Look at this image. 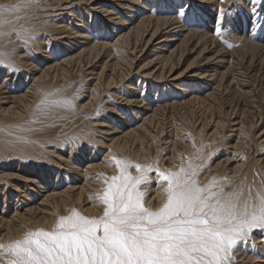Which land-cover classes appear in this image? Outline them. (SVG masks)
Segmentation results:
<instances>
[{"label":"bare ground","instance_id":"6f19581e","mask_svg":"<svg viewBox=\"0 0 264 264\" xmlns=\"http://www.w3.org/2000/svg\"><path fill=\"white\" fill-rule=\"evenodd\" d=\"M55 1L60 6L62 3L67 4L68 1L70 3L72 1L73 2L75 1L78 4L89 3V1H92L95 4L96 8H91V10L93 9L98 11V13L105 18L104 20L105 26L102 27L100 26L101 30L98 33L97 32H95L94 34L92 33L91 37H89V34L88 36H86L87 33H85L83 28H79L80 29L79 32L81 33L80 35H76L78 31L75 30H74L75 32L72 33V29H74L72 28L71 30H69L67 35H69L68 37H70L71 36L70 34H74L75 38L73 37L74 38L73 41L68 44V48H70L69 45L73 46L74 44H76L75 42H77L76 41L77 39L78 40L83 39L85 43L84 42H83L84 44L82 43L83 47H81V50H78L79 52L76 51L77 53H73V54L71 53L70 55L67 54L68 56H66L65 58L61 59L58 62L56 61L55 63L47 65L44 68H39L37 64H31L32 62H30L27 59L28 56L27 54L31 52L33 49L29 50L30 49L29 47H31L29 46L30 41L29 42L27 41L24 32L19 28L18 26V24L20 23L19 19L13 14L15 11L0 14V20L8 21V23L0 25V33L13 34V38L16 40V45H18L17 43L21 44L19 45L20 52L18 53V55L20 54L23 56L20 59L24 63H28L29 61V64L27 65L31 66L30 70L36 71L33 73L32 71H27L26 68V72L25 73L23 72L24 74H22L19 71V69L17 70L14 66L15 64L13 65L11 62L12 61L11 56L6 51V42L9 41L7 38L8 35L0 36V53L3 54L2 56H0V59H3L5 61V64H11L12 67L16 69L15 71L13 70L11 71L6 66H0V183L2 182L1 184L3 185L2 187L0 186V244L7 245L16 240H22L23 239L21 237L22 231L25 230L22 229V226L24 227V225L25 226L31 225V227L29 228H33L34 226L36 225L38 226L39 224H41L42 225L41 227L45 226L46 228L49 229V231H52L55 228L56 224L58 223L60 217L69 216L71 214V210H70L69 215H61L59 213L60 211L58 210V208H62L61 206L65 208V209L63 208L64 210H69L67 209L69 207L67 205L71 204L72 207V204L76 203L80 207V208L78 207L80 209V210L78 209V212L80 214L87 216L89 218H96V219L102 217L106 206L104 207L102 202H96L95 200L97 199L96 197H98L97 193L99 192L98 189L101 187L100 183L102 181L95 179V177H93V174L98 169H105L106 161L110 157L113 158L115 163L117 160H120L127 162L129 165L128 168L126 169V172L122 173L119 168L120 174H118L119 170H116L118 171L116 173L117 175L116 177L119 178L113 183L114 187H116L121 183L125 175H129L131 177H138L143 175L145 180V177L149 175L148 172L150 167L152 166L151 161L148 160L150 157H152L151 154L154 153L153 155H156L157 153H159L158 151H160V149H164L168 151L170 165L172 162V166L170 168H164V169L163 168L161 169L159 167L160 168V169L158 168L159 172L157 171L156 175L152 176L154 181L155 180L157 181L158 179V183H155L157 187H154L152 193L149 192L150 190L148 191L149 194L151 193L150 196L149 194L148 196L146 195V197H144L145 194H143L142 196V203L144 204V206L154 211L158 210L165 203L167 199L166 193L164 191V189L168 186L167 181L163 180L158 174L161 172L165 174L175 173L178 172L181 168L185 169V171L189 174L195 171L197 175L193 177V179H195L198 182V186L200 187L209 185V183L213 181V179H215L217 183L213 187L212 189L213 191L219 189L220 187H223L225 193L228 192L240 193L241 203L248 200L250 191L253 198L256 197L257 192H261L262 194H264V152L261 151L259 152L261 148L262 149L264 148L262 147L264 146V127L262 128L260 127V130L257 131L258 132L257 134L256 132L254 133L256 134L254 135L256 136V138L255 139L253 138L254 139L253 140L254 150H252L253 159L251 160V165L249 166V168L247 167V164L249 163L245 164L244 162H240V163L238 161L236 162L233 156L228 158L225 157L223 159H219L218 161L212 163V161L211 162L208 161L206 157L204 158L203 154H200L201 152L197 156V159L194 158L196 160L192 159L191 162H182V161L177 162V156L179 157V155L175 154L174 149L176 148V146H178L177 145L178 141L177 140H173L171 142L166 141L167 138H165L166 140L164 139L162 140L163 136L167 135L165 134L166 132L164 130V127H160L159 123L154 127L153 125H151L153 119H155L156 116L158 115L157 113L160 105L152 104L154 102L153 100L145 101L146 100V97H144L145 89L141 90L139 88V84H138V82L140 81L139 78L131 77V75H135V74L139 75L138 71H140L142 68L146 67L151 63H155V66L153 65L154 68L151 72L146 73L147 72L146 71L144 73L143 71V74H140V77L148 78L150 80L149 83H151V80L153 82L156 81L154 83L157 84L161 83V81H165V83H163V86L165 87L164 89L170 87V89H174V92L178 93L181 92L180 90L184 91L183 89L184 86L182 87V85H184L185 82L188 83V85H191V83L193 85L196 83L202 85V83H204L205 81L206 82L209 81L210 83L207 85L208 86L214 85V89H215L214 94L220 97L219 94L221 95L222 93L223 94L222 96H224V94L230 90L232 85L235 84L237 80L233 75L228 76V66H230L231 64V63L229 64L228 53L222 50V48H219L217 44L218 41H215L216 40L214 39L215 37L212 34H210V30H211L210 27L208 30L203 29L202 27V30L194 29L192 31H187L188 28L186 27V25L188 24L183 23L182 20H180L179 15H173V12H175L176 10H173V8L171 7L174 6L173 4L176 0H171L172 2L171 1L169 2L167 0L168 3L161 0V3H159L160 7L167 5V7L169 8H165V7L155 8L156 7L155 3L152 6L150 5L151 7H147L143 2L141 3L140 0H55ZM189 1L190 0H188V3ZM191 1L197 4L196 8L198 9V11L196 12V14L194 13L195 15L193 14L190 15L192 11H188L185 13L181 12L182 13L181 16L190 15L192 18L197 19L200 16L202 17V15L205 14V11L206 12L209 11L208 17L204 18L202 22H204L205 26L211 24V22H209V19L211 17L209 16V14H214L213 13L215 12L214 6L217 4L218 0H191ZM2 3H0V7L14 5L13 3L15 2H11V0H7V4H2ZM90 4L93 6L91 2ZM187 7L188 5L186 6V8ZM71 10L73 11V9ZM84 10L85 9L82 8L81 11L84 12ZM123 13L125 17H127L126 20H124L121 16H117V14H123ZM71 14H73L75 18L76 17L79 18L78 20L79 22H83V20H85L84 15L81 14L76 15L74 13ZM87 16L91 18L92 15H87ZM47 21L48 19L46 20V18H43L42 22L36 25H39L40 27L42 26L40 29L44 30V27L49 26L48 25L49 23ZM193 22L194 20L191 22V24H193ZM108 23H112L114 27L111 28L114 30L109 31L108 34H104L103 31L108 26ZM195 26L196 25H193V27ZM65 31L67 32V28ZM17 32H19V35L16 34ZM184 32L186 33L184 34ZM45 33L47 32L45 31ZM84 33L86 35H84ZM42 34L44 35V33ZM181 36H183V41H185L184 42L185 44L183 46L181 44L175 45L172 48H170L169 47L170 44H172L174 41H177L179 38H181ZM62 37L64 38L66 36L62 35ZM47 39H45V41ZM55 39L56 38H54V40ZM41 40H43V38H41ZM191 40H194L193 41L194 43L190 44L191 46L188 47L187 45L190 43ZM141 41L142 43H144L143 50L147 46H150L152 48L151 50H149V56L152 58L145 66H142V68H138L135 71L134 68L132 67L134 57H129L128 54L130 53L129 51L131 49H132L131 51H134L138 47L139 42ZM153 41L155 42L153 43ZM44 43L45 42L41 43L40 41V43H37V45L35 46L37 50L34 49L36 50L35 53L38 52L40 56H42L40 52H44L42 51L43 50L42 48H45ZM50 44L48 45V47L53 45ZM252 45L256 47H260V45H258L257 43L256 44L252 43ZM193 51L197 53V57L194 58L191 62H189L183 68V70L176 73L177 69H179L180 67L179 65L182 64L183 61H186V59H188V57H185L186 59L184 58L185 54L186 53L191 54ZM14 54H17V52ZM43 57H45L46 60L49 59L48 54L43 55ZM252 63H254L253 60H250L249 65L252 66L251 65ZM258 63L260 62L258 61ZM75 65L80 67V69L84 68L85 66L90 67L89 68L90 71L88 72L90 74L89 76H91L92 78L91 82L95 80L94 81L95 83L93 85L95 86L98 85L99 92H101V87L102 88L109 87V89H114V91H110V92L111 95L114 96L113 98L118 100L117 102L118 106L115 105L116 100L115 103L113 101L110 102L109 100H106L108 101L109 104L108 106L105 107V109L106 111H109L110 114L106 115L107 117L106 119H104L107 120L106 122L103 121L98 124L100 126L98 131L102 134V136L100 138L91 136L90 139L87 138V140L89 139L88 141L86 140L87 143H85V141L83 140L85 145L76 143V145L74 146L73 142L66 140V138H64L65 139L64 140L61 137L64 141L62 139H59L60 136L56 139L52 138V135L50 136L47 132L48 127H45L46 125L45 126L41 125L43 126L42 127L43 130H41V132L34 131L37 128L39 129L38 126L37 128H34L32 130L28 126L27 120H29V118L27 116V113L29 110H34L35 108H37L38 110L54 108V107L56 108V106H60V105L65 106L67 109L71 110L72 113L76 112L78 109L85 111V109L91 108V106L94 105V102L92 103L90 101H87L84 103L76 104L75 102L71 101L72 99L71 97H70L71 99L69 98V94H68L69 89H68V84L65 81L66 80L65 76L68 77L69 74L68 67L71 66L74 67ZM221 68L223 70H221ZM57 77L59 78V80H57L59 81V83L53 82L52 84L51 79L56 80L58 79ZM189 78H193L194 80H190ZM91 82L90 84L92 86ZM143 83L144 85H146L147 81L144 80ZM149 83L147 85L151 86V84ZM95 86H94V90H95ZM115 88L116 89L118 88L119 94L115 91ZM90 89L92 90V92H94L92 88ZM235 90L238 89H236L235 87ZM185 91H189V89ZM186 93H184V95ZM210 93L207 94L210 96ZM89 94L91 95V93ZM214 94H212L211 97L215 98ZM197 96L198 95H192V96L190 95L189 99L190 100L198 99ZM89 99L91 100L92 98L90 97ZM206 99L208 100L207 97ZM42 100H45L46 103L41 104ZM181 104L182 103L180 102L179 105L181 106ZM163 107L164 106H161V110L163 109ZM236 110L233 111V113H231L233 119H231L230 122L233 123L232 127L237 125L241 127L243 122L240 119H238L239 117L237 118V116H239L238 114H240V110L239 109L237 111ZM81 112L82 111H80L79 113ZM41 113H43V111H41ZM243 113L242 115H244ZM234 115H236V117ZM111 116H114V118H116L118 121L114 122L116 119L112 121V118H110ZM130 120L135 121L134 123L135 125L133 124L134 126H131V124L129 126V123L131 122ZM213 124L214 126H216L217 122ZM249 129L253 130L251 123ZM239 132L242 131L240 130ZM250 134H252V132ZM239 135L242 136L243 134L239 133L238 136ZM242 137L245 138L247 136L245 137L242 136ZM154 138H158V141H161V145H163V147H160L157 144H155L153 142ZM60 140H62L61 142H63L64 148L68 150V154L65 156L62 155L61 152L60 154L57 153L56 156L54 157H58V160L57 159L52 160L53 159L52 153H54V151L53 149L48 150V145H57V142ZM249 140L251 142L252 139ZM235 142L236 143L234 144L233 148L239 149L240 151H242L241 153L243 154H244V150L247 149L246 147L249 146L248 148H250L252 146V144H250L249 141L242 142L238 140ZM45 143L47 146L42 147L43 145H45ZM246 151L249 152V149H247ZM42 152H43V156L42 154H40ZM4 153H6V155ZM185 153L187 152L185 151ZM234 153L235 152H233V154ZM39 154L42 157H40ZM185 156L187 158V155ZM254 157L256 158L254 159ZM188 158H190V155H188ZM9 159H11L10 162ZM97 159H100L99 163H97L98 162ZM2 162H6V164ZM7 162H9V165L7 164ZM53 163H55L54 168L57 167L58 170L55 171L53 169ZM148 163H150L151 166H148ZM135 165L142 166V171L138 172L135 168ZM131 167H134V169H132ZM3 168H8V169L12 168L16 172H21L22 175H20L19 173H10V174H8L7 172L4 173L2 171ZM59 168H62L64 170H60ZM106 169H109V171L111 170L110 172H113L111 168H106ZM133 170L134 171L136 170L137 174H134L135 172H133ZM153 172L154 171L152 172L150 171V174L151 173L153 174ZM10 178L12 179L18 178L17 183L15 184L9 183V181H7L6 179H10ZM153 180H152V184H153ZM152 184L151 186H153ZM144 185H146V183ZM140 189L142 190V188ZM99 201L101 200L99 199ZM66 214L68 213L66 212ZM259 231L261 233V231L264 230L259 228H255L252 230L250 234V237H252L250 240L252 242L249 245L248 249L250 248V246L251 248L253 246V249L255 248L257 253L255 252V250H252V252L254 251V253H256L255 256L258 255L256 258V260L258 259L257 264H264V239H259V237H261ZM27 232H29V230ZM238 244L240 245L238 247H235V249L232 251V253L234 251L236 253L237 250L241 251L240 252L241 254L239 255L235 254L236 256L233 255L235 256L236 260L237 258H241V256H244L245 252H247L241 245V242H239ZM243 258L245 257H242V259ZM4 259H8V257L5 256ZM0 264H2V262H0Z\"/></svg>","mask_w":264,"mask_h":264},{"label":"rangeland","instance_id":"374dc122","mask_svg":"<svg viewBox=\"0 0 264 264\" xmlns=\"http://www.w3.org/2000/svg\"><path fill=\"white\" fill-rule=\"evenodd\" d=\"M140 1H141V3L143 2L147 7H151L155 3V6H156L155 8L160 7L159 3H161V0H140ZM163 1L167 2V0H163ZM168 1L170 2L171 0H168ZM2 2H4V3H2ZM11 2H15L13 4L19 6L18 10H15V12L13 14L19 19L20 23L18 24V26L24 32V35H25L27 41L28 42L30 41L29 42L30 45H29V43H28V45L31 47L33 46L32 48L29 47L30 48L29 50H32V49L33 50L31 52H29L28 54L26 53L28 55L27 59L30 62H32L31 64H37L39 68H44L47 65L55 63L56 61L57 62L60 61L61 59L65 58L66 56L70 55L71 53L72 54L77 53V52H79L78 50H81V47H83V44L85 43V41L83 39H79V40L77 39L76 41L78 43L75 42L76 44H74L73 46L69 45V47L72 49L68 48V44L70 42H72L73 39L75 38L74 34H70L71 35L70 37H68L69 35H67L69 30H71L72 28H74V29H72V33H74L75 31H78L76 35H80L81 33L79 32L80 31L79 28H83L85 33H87V35L85 33H84V35L88 36V34H89V37H91L92 33L93 34L95 32L98 33L101 30V27L105 26V23H104L105 18L102 15H100L98 13V11L93 10V9L91 10V8H96L95 4L92 1H89V3H79V4L76 3L75 1L74 2L72 1L71 3L68 1L67 4L62 3L61 6L58 5V3L55 0H35V2H31V0H11ZM90 2L93 4V6L90 4ZM0 3L7 4V0H0ZM170 4H172V3H170ZM173 5L174 6L171 8H173V10H176V11L175 12L171 11V12H173V15H179L180 20H182L183 23L188 24V25H186V27L188 28L187 31H192L194 29L202 30V27H203V29H207V30L209 29V27L211 28L210 34H212L215 37L214 38V39H216L215 41L219 42V43L217 42L219 48H222V50H224L226 53H228L229 64L231 63L230 66H228V76L233 75L237 81L235 84L232 85L230 90L224 94V96H222L223 95L222 93H221V95L219 94L220 97H218L217 95L214 94V92H215L214 85H212V86L207 85L210 83L209 81H207V82L205 81L204 83H202V85L199 83H196L194 85L191 83V85H188V83L185 82L186 86L184 83H183L184 85H182V87L184 86L186 88L185 89L183 87L184 91L189 89V91H185V92L183 90H180L181 92L176 93V92H174V89H170V87H168L169 89L168 88L164 89L165 87L163 86V83H165V81H161V83L157 84V83H154L156 81L153 82L151 80V83H149L150 80L148 78L140 77V74H143V71H144V73L146 71H147L146 73L151 72L155 66V63H151V64L147 65L146 67L142 68V66H145L150 61V59L152 58L149 56V50H151L152 48L150 46H147L143 50L144 43H142V41L139 42L140 46L137 44L138 45V47L136 48L137 50L135 49L134 51H131L132 50L131 49L129 51L130 53L128 54V56L134 57L132 67L134 68L135 71L138 68H142V69L140 71H138L139 75L135 74V75H131V77L139 78V80H140L138 82L139 88L141 90L145 89V92H144V94H145L144 97H146L145 101H149V100L152 101L153 100L154 102L152 104L160 105V107L158 108V113H157L158 115L156 116L155 119H153L154 122L152 121L151 125H153V127H154L155 125H158V123H159L160 127H164V130L166 132L165 134H167V135H164L162 140L163 139L166 140L165 138H167L166 141H170V142L173 140L178 141V143H177L178 146H176V148L174 149L175 154L179 155V157L177 156V162H181V161L182 162H191L192 159L196 160L197 156L201 152L200 154H203L204 158L206 157V159H208V161H210V162L212 161V163L215 161H218L219 159H223L225 157L228 158V157L233 156V158L236 162L237 161L239 163L244 162L245 164L249 163V164H247V167L249 168V166L251 165V160L253 159L252 158V154H253L252 150H254V148H253V142L254 141L253 140L256 138V136H254V135H256L258 133L257 131L260 130V127L261 128L264 127V80H263L264 78H261V77H264V63H263L264 62V25H261L259 27L253 26L254 25L253 8H255L256 12H257V17L255 19L264 18V2L256 4L253 2V0H218L217 4L214 6L215 7V9H214L215 12H213L214 14H209V16H211L209 19V22H211V24H209L207 26H205L204 22H202V21L204 18L208 17L209 11H207V12L205 11V14H203L202 17L201 16L198 17L199 19L198 18L197 19L192 18L190 16L191 14L195 15L196 12L198 11V9L196 8L197 4L194 3L193 1L190 0L188 3V0H176ZM187 5H188V7L186 8ZM71 6H73V7H71ZM161 7L169 8V7H167V5H164ZM82 8L85 9L84 10L85 13L81 11ZM69 9L70 10L73 9V11L72 10L70 11ZM188 11H192L193 13L191 12L190 15L181 16L182 15L181 12L185 13ZM71 13H74L76 15H78V14L84 15L85 20H83V22H79L78 21L79 18H77V17L75 18V16ZM87 15H92L94 18L92 16H91V18H89ZM163 15H166V14H163ZM117 16H121L124 20L127 19V17H125L124 13L123 14H117ZM26 17H27V19H26ZM43 18H46V20L48 19L47 22L49 23L48 27H44V30L40 29L42 26L40 27L39 25H36V24H39L40 22H42ZM193 20H194V22H193V24H191V22ZM29 22H30V24H29ZM50 22H51V24H50ZM94 23H95V25H94ZM79 24H82V25H79ZM193 25H196V26L193 27ZM243 25H244V27H243ZM23 26H25V27H23ZM27 27H29V28H27ZM63 27H65V28H63ZM111 27H114L112 25V23H108V26L103 31L104 34H108L109 31H113L114 29H112ZM66 28H67V32L65 31ZM45 31L47 33H45ZM61 32H62V34H61ZM42 33H44L45 36ZM56 33L57 34L59 33L60 35L59 34L57 35ZM185 33L186 32H184V34ZM62 35L66 36V37H64L65 39L62 37ZM72 35H74V36H72ZM7 38L9 41L6 42V51L11 56V60H12L11 62L13 65L15 64L14 65L15 68L17 70L19 69V71L22 74H24L26 72V68H27V71H32L33 73L36 72V71L30 70L31 66L27 65V64H29V61H28V63H24L20 59L23 56L20 54L18 55V53L20 52V48H19L20 46L19 45H21V44L17 43L18 45H16V40L13 38V34L11 33L10 35L7 36ZM41 38H43V40H41ZM54 38H56V39L54 40ZM240 38H242V39H240ZM45 39H47L46 40L47 42L45 41ZM49 40H51V41H49ZM53 40H54V42H53ZM40 41H41V43L45 42L44 43L45 48L48 49V50H46L45 48H42L43 49L42 51H44V52H40L42 54V56H40V54L38 52L35 53L37 50V48H35V46L37 45V43H40ZM182 41H183V36H181V38H179L177 41H174L172 44H170L169 47L172 48L173 46L180 45V44L183 46L185 44L184 43L185 41H183V42ZM193 41L194 40H191L187 46L190 47L191 46L190 44L194 43ZM33 42H35V43H33ZM79 42H80V44H79ZM154 42L155 41H153V43ZM50 43L53 45H51ZM54 43H56V44H54ZM252 43L253 44L257 43L258 45H260V47L253 46ZM49 44L51 46L48 47ZM17 46H18V48H17ZM34 49H36V50H34ZM67 50H68V52H67ZM197 50H198V48H197ZM239 50H240V52H239ZM16 52H17V54H14ZM254 53L256 56L254 55ZM45 54H48L49 59L46 60V58L43 57V55H45ZM204 54H207V53H204ZM185 57H188V59H186ZM196 57H197V53L195 51H193L191 54L186 53L184 58L186 59L187 62L183 61L185 65L182 62V64L179 65L181 68L179 67V69H177L176 73L183 70V68ZM250 60H253V62H254L251 64L253 67L249 65ZM258 61L260 63H258ZM238 62H239V64H238ZM235 66H236V68H235ZM86 67L87 66L82 68L83 70L80 69V67H78L77 65H75L74 67H72V66L68 67L69 68V71H68L69 74H68V77L65 76L66 77L65 81L68 84V89H69L68 94H69V98L70 97L72 98V99L70 98L72 102L79 104V103H84V102L90 101L92 103L94 102V105L91 106V108H89V109L88 108L85 109V111L78 109L76 112H73V113L71 110L67 109L63 105L56 106V108L54 107V108L39 109V110L37 108H35L34 110H29V111L27 110L28 111L27 116L29 118V120H27V122H28V126L32 130L34 128H37V126H38L39 129L37 128L34 131L41 132V130H43L42 127L46 125L45 127H48L47 132L50 136L52 135V138L56 139L59 136H60L59 139L66 138V140L73 142L74 146L76 145V143L77 144L80 143L82 145H85V143H87V141L91 138V136L92 137L95 136L96 138H100L102 136V134L98 131V129L100 128V126L98 124L103 122V121L106 122L107 120H104V119H106V117H107L106 115L110 114L109 111H106V109H105V107L108 106V104H109L108 101H106V100H109L110 102L113 101L114 103L116 100V103H115L116 106H118V104H117L118 100L113 98L114 96L111 95L110 91H114V89H109V87H103V88L101 87V92L98 91L99 90L98 85H96V86L93 85L95 83L94 82L95 80L93 82H91L92 78H91V76H89L90 74L88 72V71H90L89 70L90 67H87V68ZM150 68H152V69H150ZM238 69H240V70H238ZM221 70H223V69L221 68ZM246 70L247 71L249 70V71L247 72ZM232 72H234V73H232ZM176 73H174V74H176ZM237 76H239V77L241 76V77L239 78ZM189 79L194 80L193 78H189ZM57 80H59V78L56 80L51 79V83L52 84H53V82L59 83V81H57ZM144 80L147 81L146 85H144V83H143ZM168 80H170V79H168ZM243 81H244V83H243ZM249 81H251V82H249ZM90 82L92 83V86H91ZM148 83L151 84V86L150 85L148 86L147 85ZM174 83H177V82H174ZM246 83H248V84H246ZM248 85H250L251 87ZM94 86H95V90H94ZM235 87L238 90H235ZM90 88H92L94 92H92V90ZM115 91L119 94L118 88L117 89L115 88ZM231 91H233V92H231ZM237 91H239V92H237ZM210 92H212V93H210ZM89 93H91V95ZM184 93H186V94L184 95ZM207 93H210V96ZM212 94H214L215 98L211 97ZM172 95H174V96H172ZM190 95L191 96L192 95H198L197 96L198 99L190 100L189 99ZM202 96H203V98H202ZM90 97L93 100L92 99L90 100L89 99ZM206 97L208 98V100L206 99ZM101 98H102V101H101ZM103 98H105V99H103ZM228 99H230V100H228ZM179 101L184 105L181 104V106H180ZM218 101H219V103H218ZM104 102H107V103H104ZM161 106H164L162 110H161ZM115 109H116V107H115ZM236 109L240 110V114H238L239 111L237 113L239 115V116H237V118L239 117L238 119H240L243 122L241 127L239 125L232 127L233 123L230 122L231 119H233L231 113H233V111H235ZM41 111H43V113H41ZM78 111L79 112L82 111V112L79 113ZM242 111L245 112L246 114L243 113ZM242 113L244 115H242ZM30 115H31V117H30ZM234 116L236 117V115H234ZM38 117H40V118H38ZM110 118H112V121L114 119H116V118H114V116H111ZM32 119H34V120H32ZM158 119L161 121H159ZM206 119H207V122H206ZM211 119H212V121H211ZM37 120H38V122H37ZM40 121H42V122H40ZM110 121H111V119H110ZM116 121H118V120L116 119L114 122H116ZM130 121L131 122L129 123V126H130V124H131V126H134L135 121H132V120H130ZM214 121L217 122L216 126H214V124H213V123H215ZM210 122L211 123L213 122V123L211 124ZM249 122L252 124L253 130L249 129V127H250ZM207 124H208V126H207ZM39 125L40 126L43 125V126L40 127ZM204 126H205V128H204ZM240 130L242 132H239ZM251 132L253 135L250 134ZM255 132H256V134H254ZM239 133L243 134L242 136H244V137L247 136L248 138L247 137L243 138L240 135L238 136ZM64 135H65V137H64ZM77 136H78V138H77ZM87 138H89V139L87 140ZM242 139H244V140H242ZM249 139H252L251 142ZM62 140L58 141L57 145H48V150L53 149V151H54V153H52L53 154L52 160H54V159L58 160V157H54V156H56L57 153L60 154V152H61L62 155H65V156L68 154V150H66V148H64L63 142H61ZM83 140L85 141V143L83 142ZM183 140H184V142H183ZM238 140L242 141V142L249 141V143L252 144V146L250 148H248L249 146L246 147L247 149H249L250 155H249V152L246 151L247 149L244 150V154H243V153H241L242 151H240L239 149L233 148L234 144L236 143L235 141H238ZM153 142L155 144H157L158 146L163 147V145H161V141H158V138H154ZM179 143H180V145H179ZM181 145H182V147H181ZM44 146L45 147L47 146L46 143L42 147H44ZM49 147H52V148H49ZM262 147H264V146H262ZM178 150H179V152H178ZM198 150H200V151H198ZM43 151H45V150H43ZM185 151L187 153H189V152L190 153L187 154V153H185ZM260 151L264 152V148L263 149L261 148L259 150V152ZM158 152L159 153H157L156 155H153L154 153H152L151 154L152 157H150L148 159L151 161V165H152L151 166L150 163H148V166H151L149 169V172H148L149 175L147 177H145L144 182H142V184H140L138 186V188H139L138 191H140V193H142V196H143V194H145L144 197H146V195L148 196L149 192L152 193L154 187H157V185H155V183H158V179H157V181L156 180L154 181L152 176L156 175L158 168L160 167L161 169L162 168L164 169V168H170L172 166V162L170 165V159L168 157L169 156L168 151L164 150V149H160V151H158ZM191 152H192V154H191ZM233 152H235V153L233 154ZM237 152H239V153H237ZM106 153H107V151H106ZM4 154L6 155V153H4ZM40 154H42V156H43V152ZM180 155L183 157H181ZM185 155H187V158ZM188 155H190V158H188ZM238 155H239V157H238ZM246 155H248L249 158ZM42 156L40 155V157H42ZM101 158H102V156H101ZM194 158H196V159H194ZM255 158L256 157H254V159ZM10 161H11V159H9V162ZM97 161H98L97 163H99L100 159H97ZM157 161H159V162H157ZM9 162H7L8 165H9ZM2 163L6 164V162H2ZM153 163H154L155 167H154ZM54 164L55 163H53V169L56 171V170H58V168L57 167L54 168V166H55ZM108 165L111 167H109ZM116 165L117 164L114 162L113 158L110 157L107 159L105 166H106V168H111L113 172H110L111 170L109 171V169H106V168L105 169H98L96 172H94L93 177H95V179H97L99 181H102L100 183L101 187L98 189V191H99L97 193L98 197H102L104 190L108 188L109 184H113L112 178L117 176L116 173L118 171H116V170H119V167L118 166L116 167ZM131 168L134 169V167H131ZM59 169L64 170L62 168H59ZM2 171L4 173L7 172L8 174L19 173L20 175H22L21 172H16L12 168L11 169L3 168ZM150 171L151 172L154 171L153 174L152 173L150 174ZM133 172H135L134 174H137L136 170L135 171L133 170ZM118 174H120V170H119ZM151 179L153 180V184H152ZM6 180L9 181V183L15 184V183H17L18 178H16V179L10 178V179H6ZM1 183H0V186L2 187L3 185ZM145 183H146V185H144ZM151 184L153 186H151ZM141 185H143V186H141ZM113 187H114V185H113ZM145 187H147V188H145ZM151 187H152V189H151ZM140 188H142V190L143 189L144 190L142 191ZM151 193L149 194V196L151 195ZM98 197H96L97 199H95L96 202H101V201H99ZM67 206H69L67 208L69 210H64L65 208L63 206H61L62 208H58V210L60 212L58 210L57 211L61 215H69L70 210L72 211L73 209H75L76 211H78V209L80 208L79 205H77L76 203L75 204L73 203L72 207H71V204H69ZM73 207H75V208H73ZM104 207H105V205H104ZM60 209H62V210H60ZM66 212L68 214H66ZM39 225H38L39 227L37 225L34 226L35 228L33 226H32L33 228H29V227H31V225L30 226L24 225V227L22 226V229L23 230L25 229V230L22 231L23 236L21 235V237L24 238V235L27 233L28 230H29V232L30 231H36V230H43V229H45L44 231H49V229L46 228L45 226L41 227L42 225L41 224H39ZM25 227H27V228H25ZM39 228H42V229H39ZM259 233H260V231H259ZM260 234H261V237H259V239H264V231H261ZM251 238L252 237L249 236L246 238L247 240L241 241V245L247 251V252H245L244 256H241V258H237V260H236L235 256L241 254L240 253L241 251L237 250L236 253H235V251L233 252L234 254L231 253V255H232L231 258L233 260L231 259L230 264H246V263L247 264H255V263L257 264L258 259L256 260V258L258 255L255 256L257 253L255 248L253 249V246H252V248L250 246V248L248 249L249 245L252 242L250 240ZM239 245L240 244H237L236 247H238ZM244 246H246L247 249ZM252 250H255L256 253H254V251L252 252ZM247 253H248V255H247ZM251 254L252 255L254 254L253 257ZM233 255H235V256H233ZM242 257H245V258L242 259ZM254 257H255V259H254ZM251 258L254 260H252ZM253 262H255V263H253Z\"/></svg>","mask_w":264,"mask_h":264},{"label":"snow or ice","instance_id":"6c2138e0","mask_svg":"<svg viewBox=\"0 0 264 264\" xmlns=\"http://www.w3.org/2000/svg\"><path fill=\"white\" fill-rule=\"evenodd\" d=\"M35 2V0H31ZM259 4L264 0H253ZM18 5L0 7V14L18 10ZM182 14V13H181ZM254 27L264 25L253 8ZM8 23L0 20V25ZM15 31V30H14ZM11 33H0L10 35ZM19 35V32L16 33ZM3 54L0 53V56ZM0 66L15 71L0 59ZM46 103L45 100L41 104ZM121 172L128 163L116 161ZM138 172L142 166L135 165ZM168 186L167 199L152 210L142 203L138 185L143 175H125L121 183L109 184L103 196L106 206L99 219L73 209L60 217L52 231L27 232L22 240L0 244L2 264H230L237 244L255 228L264 230V194L241 203L240 193L213 191L215 179L204 187L197 175L181 168L159 173ZM119 179L113 177V183ZM7 256L8 259H4Z\"/></svg>","mask_w":264,"mask_h":264}]
</instances>
